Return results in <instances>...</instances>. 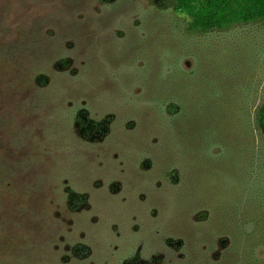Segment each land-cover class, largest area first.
<instances>
[{
  "label": "rangeland",
  "instance_id": "374dc122",
  "mask_svg": "<svg viewBox=\"0 0 264 264\" xmlns=\"http://www.w3.org/2000/svg\"><path fill=\"white\" fill-rule=\"evenodd\" d=\"M189 23L152 0H0V264H179L201 212L215 264H264V23ZM187 153L178 185L147 165Z\"/></svg>",
  "mask_w": 264,
  "mask_h": 264
},
{
  "label": "trees",
  "instance_id": "16d2710c",
  "mask_svg": "<svg viewBox=\"0 0 264 264\" xmlns=\"http://www.w3.org/2000/svg\"><path fill=\"white\" fill-rule=\"evenodd\" d=\"M110 1L112 0H102L103 3H109ZM152 3L157 9L162 11L173 9L176 12L187 14L190 18L189 31L194 34L207 35L231 30L240 25L264 23V0H152ZM182 85L186 87L184 82ZM163 87L166 91L157 97L159 104H166L167 101L173 104V101L176 102L175 99L178 95H183L180 93L181 90H179L180 83H166L165 85L163 84ZM177 89L178 92L174 93ZM164 98L170 100L163 101ZM177 100L179 101V99ZM174 108H177V111L181 110L179 106H174ZM166 112L171 114L170 108ZM77 122L82 137L86 140L94 141V139H98L103 133L100 130V126L91 120H84L82 117H78ZM256 123L264 136V103L257 112ZM187 154L188 157L178 158L173 161L171 160V156L169 161L168 159H164L162 162L161 159L148 161L147 165L148 167L152 166V168H155L156 164L160 163V166L161 163L167 162L165 163L166 165H162L161 179L163 181L159 179V176L155 179H158L161 183L167 182L178 185L182 182L184 167L186 165L188 167L192 166L195 159L193 154ZM156 190L161 192L160 196H164L163 188L159 187ZM199 220L204 234L201 233L199 235L198 233H194L193 237L184 235L181 238L173 237L172 239V244L177 245L174 247L181 251L179 264H215L210 254H214L217 251V231L223 232V228L217 227L214 229L215 226L211 225V216L208 219V215L205 212L200 213ZM208 225H210V229L207 228ZM221 257L222 255L219 257V260Z\"/></svg>",
  "mask_w": 264,
  "mask_h": 264
}]
</instances>
